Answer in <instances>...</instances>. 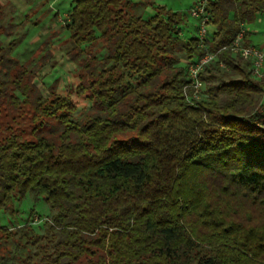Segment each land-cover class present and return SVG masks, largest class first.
Wrapping results in <instances>:
<instances>
[{
	"label": "trees",
	"instance_id": "obj_1",
	"mask_svg": "<svg viewBox=\"0 0 264 264\" xmlns=\"http://www.w3.org/2000/svg\"><path fill=\"white\" fill-rule=\"evenodd\" d=\"M146 6L70 0L60 29L90 103L77 118L16 68L23 40L0 41V115L28 106L38 122L31 140H0V213L28 193L50 211L39 233L0 225V264H264V77L232 49L240 33L252 46L264 0H207L202 40ZM205 53L195 96L188 66Z\"/></svg>",
	"mask_w": 264,
	"mask_h": 264
},
{
	"label": "rangeland",
	"instance_id": "obj_2",
	"mask_svg": "<svg viewBox=\"0 0 264 264\" xmlns=\"http://www.w3.org/2000/svg\"><path fill=\"white\" fill-rule=\"evenodd\" d=\"M143 1L147 6L138 10L143 15L164 13L162 7L165 10L179 12L185 15L184 31L180 37L184 39L190 34H197V22L189 14L197 0ZM69 4L70 0H0V41L2 47H6L12 40L22 39L11 56L17 63L16 68L32 71L33 82L44 97L49 95L50 89L56 95L69 96L77 107L75 115L77 118L89 110L90 103L86 101L85 95L76 93L77 86L83 79L81 69L78 62H71L66 57V51L69 49L68 35L60 29ZM54 14L57 15L55 19ZM246 29L250 32L249 39L252 46L264 52V16H256L255 21L247 25ZM208 30H211V26H208ZM44 56L45 58H42ZM180 58L181 62L178 66H183L186 61L181 55ZM211 85L210 83L208 86ZM206 87L202 85L197 92L194 90L193 94L199 96L206 91ZM32 117L33 112L28 106L17 109L2 107L0 140L11 134L20 136L21 140L33 139L34 128L37 127L38 122L33 121ZM133 135L127 132L115 137L126 139ZM10 209L13 211L0 213V225L5 228L21 226L27 218H30V226L39 233L42 230L41 226L50 218L48 205L44 201L34 200L30 193L20 202H13ZM1 251L3 252V248Z\"/></svg>",
	"mask_w": 264,
	"mask_h": 264
},
{
	"label": "built area",
	"instance_id": "obj_3",
	"mask_svg": "<svg viewBox=\"0 0 264 264\" xmlns=\"http://www.w3.org/2000/svg\"><path fill=\"white\" fill-rule=\"evenodd\" d=\"M207 0H197L190 9L189 14L197 22L196 36L202 40L208 37L210 30H208V14L205 11ZM242 39V33L238 34L234 41L232 49L234 52H240L241 56L248 59L251 63V75L255 79L264 77V52L262 49L254 46L240 47L239 43ZM214 59L213 54L205 53L198 60L188 66V76L190 79V86L197 92L202 87V82L198 78V74L202 67Z\"/></svg>",
	"mask_w": 264,
	"mask_h": 264
},
{
	"label": "crops",
	"instance_id": "obj_4",
	"mask_svg": "<svg viewBox=\"0 0 264 264\" xmlns=\"http://www.w3.org/2000/svg\"><path fill=\"white\" fill-rule=\"evenodd\" d=\"M135 1H137V0H135Z\"/></svg>",
	"mask_w": 264,
	"mask_h": 264
}]
</instances>
